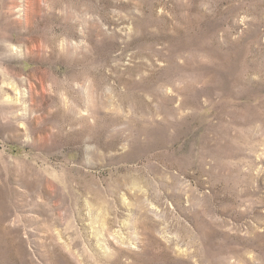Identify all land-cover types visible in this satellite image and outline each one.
I'll return each mask as SVG.
<instances>
[{
  "label": "rangeland",
  "instance_id": "374dc122",
  "mask_svg": "<svg viewBox=\"0 0 264 264\" xmlns=\"http://www.w3.org/2000/svg\"><path fill=\"white\" fill-rule=\"evenodd\" d=\"M0 264H264V0H0Z\"/></svg>",
  "mask_w": 264,
  "mask_h": 264
}]
</instances>
